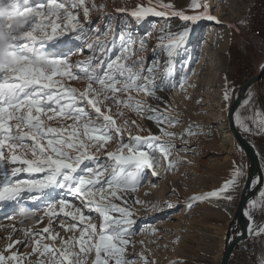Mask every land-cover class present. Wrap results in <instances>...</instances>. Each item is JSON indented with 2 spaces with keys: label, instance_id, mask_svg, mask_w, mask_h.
<instances>
[{
  "label": "snow or ice",
  "instance_id": "snow-or-ice-1",
  "mask_svg": "<svg viewBox=\"0 0 264 264\" xmlns=\"http://www.w3.org/2000/svg\"><path fill=\"white\" fill-rule=\"evenodd\" d=\"M97 7L95 0H0V208L8 202L13 212L19 206L25 209L22 214L35 216L38 209H27L26 202L47 200L44 216L49 221L40 231L25 230L22 240L7 237L10 242L0 251V264H155L143 253L138 258L127 255L129 246L135 247L133 238L139 232L133 205L149 208L144 201H132L129 194L143 185L147 173L159 175L157 154L164 158L167 170L176 167L169 160L176 146L165 138H177L166 129L180 122L138 98L159 99L154 75L157 68L147 60L128 63L138 54L132 51L131 33L120 35L119 53L115 52V40L111 46L101 40L105 33L94 39L90 36L91 13ZM191 10L196 14L177 11L163 0L155 4L148 0L130 11H120L137 22L148 17L184 21L183 31H162L159 37L157 47L171 58L190 34L189 22L220 23L203 0H192ZM73 41L84 48L73 47ZM145 47L141 38L139 50ZM85 52V59L72 61L73 55ZM72 81L86 82L85 87H73ZM178 87L183 88V83ZM231 99L226 86L223 101L232 114L233 127L247 135H264V116L257 111L255 118L250 117L254 131L239 108H231ZM251 103L250 95L244 107ZM128 113L153 122L160 134L149 130L147 136L133 135V128L138 133L145 129L135 120L130 122ZM124 133L128 134L127 141ZM195 134L191 127L185 130V135ZM111 144L116 145L113 151L108 150ZM22 173L29 178L14 179ZM243 179L245 170L234 166L231 178L218 190L193 196L186 206L191 209L194 203L206 200L231 203L230 193ZM257 184H264V178L252 186ZM60 192L64 197L58 199ZM162 207L171 209L173 205ZM254 211L264 217V190L259 192V203L251 201L243 212L247 234L264 237V226L256 225ZM91 213L99 216V229ZM61 215L65 219L59 220V227L71 235H61L54 228ZM16 231L13 229V234ZM150 234L155 235L156 230ZM17 245L31 247V252L22 254Z\"/></svg>",
  "mask_w": 264,
  "mask_h": 264
},
{
  "label": "rangeland",
  "instance_id": "rangeland-1",
  "mask_svg": "<svg viewBox=\"0 0 264 264\" xmlns=\"http://www.w3.org/2000/svg\"><path fill=\"white\" fill-rule=\"evenodd\" d=\"M127 1L95 0V4L98 7L97 10L91 13V18H96L95 22L98 23L99 19L104 17L105 23L102 24L103 26L100 30L89 34L94 39L101 32L105 33V35L100 36L101 40H104L110 46L115 40V52L119 53L121 49L120 35L123 34L127 37L131 33L133 39L132 51L138 54L132 55L128 63H132L133 60H148V55L154 53L153 60L148 61L156 64L157 71L154 72V75L156 77V86L159 89L156 92V96L159 99L144 98L143 95L138 98L146 100L153 107L165 110L171 118L180 122L175 127L166 129L174 133L177 138L171 141H167V138H165L166 142H171L176 146L169 157L170 161L175 162L176 167L169 172L164 158L157 154L160 160V167L157 169L159 175L153 177L150 172L147 173V179L143 182V185L135 193L129 194L132 201L140 200L139 193L141 188L146 186L148 182L154 185L153 187L159 191L160 194L158 195L160 197L149 204L155 203L156 209L161 212L160 222L163 224V228H158L156 234L151 235V231H144L140 227L138 234L133 238L135 247L129 246L127 255L129 258H138L139 254L143 253L149 261H154L155 264H220L226 232L233 219L240 193L246 182L248 174L247 159L235 138L236 142L232 147L213 152L219 138L216 126L211 124L216 117L217 107L210 108L204 100L206 97L205 93H208L207 90H201V100L203 102L200 101L199 103L194 101L193 92L200 79L203 80L201 74L206 73V69L210 70L206 58L207 55L203 54L204 51L202 49L206 43L210 49L209 53L212 55L215 52L218 53L225 66L224 91L227 86L232 97L231 103L237 95L236 91L250 78L259 75V80L256 82H259V87L252 84L238 106L245 123L253 127L255 131V125L252 124L250 117L255 118L257 111L264 116V71H262L264 69L262 65L264 63V45L260 44V41L252 31V27L247 23L246 15L251 14V11L257 10L261 0H203V3L209 4L211 15L215 13V16L223 18L225 23L218 24L214 29H209L208 24L204 23L202 28L199 29V38L193 41V25L189 22L187 27L190 29V34L184 46L171 58L167 57L163 49L154 48L152 45L158 44L162 31L165 34L169 31L178 33L185 29L186 23L177 17H172L167 21L157 17H148L142 22H137L120 10L127 9L130 11L143 3L141 0H131L130 3ZM163 2L173 4L177 11H183L187 15L193 14L191 10L192 0H163ZM101 5H103L102 10L99 9ZM207 37H209L208 40ZM139 38H143L146 43L143 51L139 50ZM88 42L91 43L92 39ZM72 46L84 48L82 43L76 41L72 42ZM87 54L85 52V55H73L71 59L73 62L83 60ZM137 67L139 68V65ZM246 68L249 69V75L246 81L242 82L236 77V74ZM85 83L72 81L71 86L83 89ZM181 83L184 85L183 88L178 87ZM250 95L252 96V103L249 107H244V101ZM219 108L222 110L225 124L228 126V110L223 99L219 102ZM127 119L130 122L135 120L137 124L145 129L144 132L138 133L133 128V135L147 136L149 130L151 134H160L153 122L141 120L134 113H128ZM68 123H71V121H68ZM53 126L58 125L53 122ZM189 127L193 129L196 133L195 135H185V130ZM239 133L246 141H250L254 150L255 145L263 148V152H258L257 149L255 152L258 156L259 169L263 172L264 178V135ZM123 138L127 141L128 134L124 133ZM115 147V144H111L108 146V150L113 151ZM214 158L218 160L217 167H209V160ZM234 166H241L245 170V179L241 180L238 189L230 193L233 196L231 203H227L222 199L206 200L194 203L191 209L187 208L186 205L191 197L205 195L218 190L223 183L231 178ZM21 178L27 179L29 177L27 174L22 173L20 177L14 179ZM263 185L261 189H263ZM259 192L249 203L253 200L259 203ZM60 195H64L63 192H60ZM46 202L47 200L27 201L28 209H38L35 216L30 213L22 214L25 210H20L8 215L6 218H0V222L19 219L23 237V233L27 229L34 228L35 231H40L47 227L49 223L48 218L44 216ZM144 202L146 201L144 200ZM166 204H172L173 207L171 209L162 207ZM4 205H9V203L4 202ZM133 206L137 214L142 210L149 209L138 205ZM253 215L255 221H258V211H254ZM92 216L97 224V229H99V216L97 214ZM42 217L43 220L41 222ZM63 219L65 218L62 216L57 217V223L53 226L61 235H71V233H64L59 227L58 221ZM259 219L260 221L256 225L263 226L264 217L260 215ZM138 223L137 221V225ZM236 231L237 228L235 229V226H233L231 232L236 233ZM141 241L144 242L143 246H141ZM45 242L50 243L49 241ZM239 243L245 246L248 245L247 248L250 249L248 264H261V260L264 258V237L253 238L249 236L247 239L236 243V245ZM5 247L6 245L4 244L0 245V251H3ZM20 251L22 254H29L31 247L21 245ZM35 259L36 257H32V261H35Z\"/></svg>",
  "mask_w": 264,
  "mask_h": 264
},
{
  "label": "bare ground",
  "instance_id": "bare-ground-1",
  "mask_svg": "<svg viewBox=\"0 0 264 264\" xmlns=\"http://www.w3.org/2000/svg\"><path fill=\"white\" fill-rule=\"evenodd\" d=\"M141 1H142L143 4H147V2H148V0H141ZM127 2L130 3L131 0H128ZM262 2H263V0H261V2H259L258 7L262 5ZM152 3L155 4L156 1H152ZM206 5L208 6V10L210 12L209 4L206 3ZM187 11H191V10H187ZM201 11H203V9H201ZM194 14H196V13L193 12L192 15H194ZM210 14H211V12H210ZM212 16L216 20L220 21V23H223V24L225 23V21L223 20V18H220V17L215 16V13ZM91 20L93 21V25H90L89 27L93 29L91 31L93 33H95L98 30H100V28L103 26L102 24L105 23L104 17H101L99 19V22L98 23L95 22L96 18H93V19L91 18ZM204 23H207L208 24V28L209 29L210 28L211 29H214V27L216 28V26H218V24H220V23H214L213 21H208V20H202V21L197 22V24H195V25L192 26V30H193V32H192L193 33V41H196L199 38L198 32H199V29L202 28V26H203ZM208 39H209V37H207V40ZM152 46H154V48L157 47V45H152ZM202 49L204 51L203 54L204 55H207L206 58L208 60V65L210 66V70L209 69H206V73L201 74L203 80L200 79V81L197 83V87L194 89V92H193L194 95L193 96H194V101L196 103H199L200 101H202L201 100V97H202L201 96V90L202 89L204 91L207 90L208 93H205L206 94V97H205L204 100L208 103V106L210 108L211 107H215V108L217 107V109H216V111H217L216 112L217 113L216 114V117L211 122L212 125L216 126V129H217V131L219 133V138H218L217 143L215 144L214 149H213L214 150L213 152H215V151L225 150L227 147H232L235 144L236 141L234 140V137H233V135H232L229 127L225 124V120H224V116H223L222 110L219 108V102L223 99V93H224V87H225V82H224L225 66H224V64H223V62H222V60L220 58V55L218 56V53L215 52V54H213V55L209 53L210 52V49L206 45V43L203 45V48ZM153 54L150 53V55H148L147 59L149 61L151 59L153 60V58H154L153 57ZM262 65L264 66V63ZM146 66H149V65H146ZM260 74H262V72H260ZM262 82H260V83H262ZM254 85L257 86V87H259V82L256 83V84H254ZM254 147H255V150L257 149L258 152H263V148L262 147H257V145H255ZM209 161H210L208 163L209 164V167H217L216 165L218 164V160L216 158L210 159ZM261 170H262V168H261ZM259 171H260V169H259ZM260 172H261V175H262V178H263V172L262 171H260ZM258 176H259L258 174L257 175L255 174L253 176V178L251 179L250 186H249L250 189L254 188L252 185H253V183L255 181H258V179H259ZM261 190H264V187ZM258 192L254 196H256L258 194ZM139 194H140L139 199L141 201L144 199L148 204L150 202L154 201V200H157V198L160 197V195H158V194H160L159 191L156 190V188H154L153 185L150 184L149 182L147 183L146 186H144V187L141 188V191H140ZM63 197H64V195H60L58 197V199L63 198ZM252 198L250 200H252ZM158 200L160 201V199H158ZM47 203H48V201L45 203V205ZM75 203L78 204V201L75 202ZM154 204H151V205L149 204V209L142 210L141 212H139L137 214L136 220L139 222L138 225L136 226L137 229H139L141 227L142 230L148 232V231H152V229H155L157 231L158 228H161V229L163 228V226H162L163 224L160 222L161 212H159L156 209V207H151ZM12 209H13V205H11V204L4 205L3 208H0V218L1 219L6 218L8 215L14 213ZM27 209H28V206H27ZM20 210H25V209L22 208V207L17 206L15 212H18ZM66 210H72V209H66ZM57 211H58V206H57ZM93 214H95V213H91V215H93ZM260 215H261V213L258 211V216H257L258 221H260V219H259L260 218ZM61 216L64 217L63 215H61ZM61 216H59V217H61ZM258 221H256V223H259ZM19 223H20V220L19 219L18 220H16V219L15 220H10V221L4 220L3 223L0 222V245L4 244V245L7 246V244L10 242L7 239V237H9V236H12L13 237V240H22L24 238L22 236V233H21L22 232V229H21V225ZM263 226H264V223H263ZM13 229H16L17 230L15 232V234H13ZM20 246L21 245H17V247L19 249H20Z\"/></svg>",
  "mask_w": 264,
  "mask_h": 264
},
{
  "label": "water",
  "instance_id": "water-1",
  "mask_svg": "<svg viewBox=\"0 0 264 264\" xmlns=\"http://www.w3.org/2000/svg\"><path fill=\"white\" fill-rule=\"evenodd\" d=\"M259 80V75H256L252 78H250L248 81H246L245 84H243L237 91H236V97L231 103V108L233 110L237 109L240 105L243 97L245 96V93L247 92V89L252 85L255 84ZM227 124L229 126V129L234 136L235 140L238 142L240 147L242 148L246 159H247V178L246 182L243 186V189L240 193L238 205L235 209V213L233 215V219L230 222L227 232H226V238L223 245V253L221 257L220 264H226L228 257L230 256V253L232 251V248L238 243L239 241H242L244 239H247L249 235L246 232V226H247V220L243 216V212L245 211L246 206L249 203V200L262 188V184L255 185L254 188L250 189V181L253 178V176L258 174L259 179H262L261 172L259 171V162H258V156L253 149V146L250 144L249 141H246L242 135L237 131L235 127H233V117L232 114L228 111L227 113ZM235 226V229L237 228L236 233H232L231 229ZM238 233H244L243 236H238Z\"/></svg>",
  "mask_w": 264,
  "mask_h": 264
},
{
  "label": "built area",
  "instance_id": "built-area-1",
  "mask_svg": "<svg viewBox=\"0 0 264 264\" xmlns=\"http://www.w3.org/2000/svg\"><path fill=\"white\" fill-rule=\"evenodd\" d=\"M246 17L248 24L252 27V31L260 41V44L264 45V0L257 10L246 15ZM248 75L249 69L246 68L240 70L239 73L236 74V77L244 82ZM247 247L248 245L245 246L240 243L234 246L230 254L231 256H229L226 264H248L250 249ZM251 251L253 250L251 249Z\"/></svg>",
  "mask_w": 264,
  "mask_h": 264
},
{
  "label": "crops",
  "instance_id": "crops-1",
  "mask_svg": "<svg viewBox=\"0 0 264 264\" xmlns=\"http://www.w3.org/2000/svg\"><path fill=\"white\" fill-rule=\"evenodd\" d=\"M248 23V22H247Z\"/></svg>",
  "mask_w": 264,
  "mask_h": 264
}]
</instances>
